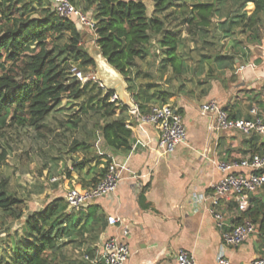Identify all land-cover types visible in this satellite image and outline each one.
<instances>
[{
	"label": "crops",
	"instance_id": "0c3cea01",
	"mask_svg": "<svg viewBox=\"0 0 264 264\" xmlns=\"http://www.w3.org/2000/svg\"><path fill=\"white\" fill-rule=\"evenodd\" d=\"M146 2L152 14L153 3ZM249 4L250 8L247 5L243 9L247 14L255 9L253 2ZM183 35L185 73L177 76L170 69L164 77L159 76L161 48L154 40V55L141 62L143 72H152L153 78L137 81L138 85L150 81L158 84L159 89L169 93L168 104L183 116L188 139L171 154L162 153L158 145L159 126L139 125L133 118L130 149L110 147L99 129L104 121L93 105L82 106L80 101L70 99L63 102V98L48 118L51 131L45 138L30 129L36 137L47 140L43 149H49L45 155L49 166L45 185L50 191L45 192V203L37 210L59 198L67 204L68 190L88 189L111 164L120 177L112 194L95 198L86 210L67 208L70 217L63 225L57 263L94 264L98 248L106 240L117 238L130 246L127 264H179L178 250L192 254L196 264H218L223 230L241 222L242 214L254 202H264V187L249 196L246 209L236 197L223 200L217 209L224 215L225 225L217 226L208 198L212 184L224 175L218 163L252 153L264 154V133L248 136L238 130H219L213 117L200 111L202 103L215 99L232 117L250 118V109L257 105L264 119V51L259 53V42L246 43L243 36L237 40L245 44L239 45L236 39L224 35L219 47L211 37L194 41L187 31ZM96 48L98 53L97 44ZM230 56L235 58L233 63ZM100 65L92 71L100 70L102 77H111L112 71L108 69L107 73ZM119 115L132 117L129 109ZM235 171L249 172L247 168ZM110 216L119 221L110 224ZM257 225L258 232L238 248L223 249L231 264L264 257V235L259 231V222Z\"/></svg>",
	"mask_w": 264,
	"mask_h": 264
},
{
	"label": "trees",
	"instance_id": "16d2710c",
	"mask_svg": "<svg viewBox=\"0 0 264 264\" xmlns=\"http://www.w3.org/2000/svg\"><path fill=\"white\" fill-rule=\"evenodd\" d=\"M70 1L91 15L97 46L109 64L124 76L127 90L144 112L152 105L168 104L170 98L168 92L151 81L137 84L141 77L153 78L152 72H143L141 62L154 55V40L161 48V77L170 69L177 76L185 73L187 65L181 52L185 31L198 41L208 38L209 28L215 24L239 45L245 44L237 40L241 36L246 43L261 40L258 24L264 15V0L242 1L238 14L236 9L232 13L229 5H218V0L189 5L186 0ZM146 1L153 3L152 14ZM249 2L255 5L251 14L243 11ZM235 3L236 0L232 2ZM216 18L223 19L222 23H216ZM83 39L77 20L60 17L50 0H0V134L15 125L33 129L45 138L51 131L48 118L62 99L68 98L80 101L82 106L93 105L104 121L99 129L110 147L130 149L132 117H117L128 107L110 100L113 90L106 92L93 81L82 83L71 73L73 65L84 73L96 66ZM229 59L231 63L235 60L233 56ZM7 154L6 149L2 150L0 164ZM8 184V178L0 179V228L8 218L24 220L21 234L13 235L15 244L0 253V264H59L56 254L61 246L59 240L64 237L63 225L70 217L68 205L62 198L55 199L25 216L24 200L11 193ZM244 218L259 222V231L264 235V202H254L242 214L241 221Z\"/></svg>",
	"mask_w": 264,
	"mask_h": 264
},
{
	"label": "built area",
	"instance_id": "2783aa9c",
	"mask_svg": "<svg viewBox=\"0 0 264 264\" xmlns=\"http://www.w3.org/2000/svg\"><path fill=\"white\" fill-rule=\"evenodd\" d=\"M50 1L52 9L60 17L75 18L81 30L87 28L94 31L95 21L89 16L90 14L77 8L70 0ZM71 73L82 83L97 82L107 90L96 72L84 73L76 65H73ZM110 100L121 102L115 92L111 95ZM132 100L135 106L133 108L128 107V109L135 123L159 126L161 135L158 145L162 153L171 154L179 144L187 141L188 133L183 116L171 105L155 104L144 112L140 110L133 98ZM200 111L202 114L211 115L215 127L219 130H238L248 136L254 133H264V119L257 105L250 109V118L230 116L228 111L215 99L202 103ZM218 167L224 172V175L212 184L208 199L211 204L210 211L214 214L217 226L222 228L225 225V217L217 208L223 200L236 197L246 209L249 196L264 187V154L252 153L229 162H219ZM236 168H247L249 172H238L235 171ZM119 181L120 177L116 166L114 164L109 165L104 176L88 189L71 188L67 191L65 199L68 208L86 210L95 198L112 194L117 189ZM108 221L110 224H115L119 218L110 216ZM257 232L258 225L251 218H244L230 229L223 230L222 251L218 255L217 263L231 264L223 249L225 247L238 248ZM129 256L130 246L127 242L110 238L98 248L94 264H127ZM177 262L179 264H196L194 256L185 250H178ZM246 264H264V257L253 259Z\"/></svg>",
	"mask_w": 264,
	"mask_h": 264
},
{
	"label": "rangeland",
	"instance_id": "374dc122",
	"mask_svg": "<svg viewBox=\"0 0 264 264\" xmlns=\"http://www.w3.org/2000/svg\"><path fill=\"white\" fill-rule=\"evenodd\" d=\"M186 1V4L189 5L196 1L212 0ZM233 1L235 0H218V5L224 7L229 5L228 7L232 11V13L236 9V13L238 14L240 5L242 1L245 0H236V3L232 4ZM247 5H249V8L252 6L249 3ZM148 11L150 13L149 9ZM215 20L217 23V18ZM210 29H212V31ZM232 29L235 30V26H233ZM209 30V37H211L212 39H216L219 47H222L221 41L225 37V32L221 30V27L218 28L215 24H213L209 28ZM82 31L85 32L83 43L86 46V49L89 52L95 54L97 48L96 42L92 36V34L94 35L93 30L84 28L82 29ZM258 31L261 38L258 44V51L259 53H263L264 15L258 24ZM230 38H232V36H230ZM158 55L159 54H157V56ZM67 101L68 98L63 99V102ZM35 134L36 133H33L30 129L15 125L7 128L4 135L0 134V153L4 149H6L8 152L5 161L0 164V179L8 178V187L10 192L14 193L24 200L23 210L25 216L26 214H30L43 206L47 198V196H44V194L46 191H50V188L48 189V185H45V181L47 180V178H49L48 173H46L45 171L47 167H49L46 163L48 159L45 157V155L49 152V149H43L47 146L48 143L47 140L38 138L36 137L37 135L35 136ZM23 220V217L20 220H13L12 218H8L6 225L3 228H0V253L3 252V250H5L6 248H9L10 246H13L15 244L16 240L13 235L15 236L17 234L18 236L21 234V226Z\"/></svg>",
	"mask_w": 264,
	"mask_h": 264
},
{
	"label": "water",
	"instance_id": "95a60500",
	"mask_svg": "<svg viewBox=\"0 0 264 264\" xmlns=\"http://www.w3.org/2000/svg\"><path fill=\"white\" fill-rule=\"evenodd\" d=\"M98 51V49H97ZM97 51H95V54L92 52H89L90 55L93 57V59L95 60V64L96 66L98 64H101L100 66H104V71L108 73V69L109 71H112L111 77H102L101 71L98 70L97 74L99 76V79L104 83V85L106 86V88L108 90H113L119 97V100L126 105L127 107H134L135 104L132 100V96L130 93H128L127 91V82L124 78V76L112 65L109 64V62L107 61V59L103 56L102 52L99 49V52L97 53ZM102 62V63H101ZM95 66V67H96Z\"/></svg>",
	"mask_w": 264,
	"mask_h": 264
}]
</instances>
